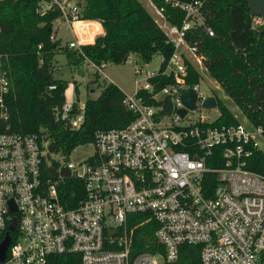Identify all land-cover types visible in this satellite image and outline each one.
I'll return each mask as SVG.
<instances>
[{
    "label": "built area",
    "instance_id": "2783aa9c",
    "mask_svg": "<svg viewBox=\"0 0 264 264\" xmlns=\"http://www.w3.org/2000/svg\"><path fill=\"white\" fill-rule=\"evenodd\" d=\"M163 1L183 12L180 25L169 24L152 4L173 50L166 59L160 55L155 70L142 69L145 63L134 54L125 57L135 77L122 104L133 118L122 127L97 130L93 152L84 160L74 165L51 158L44 133L0 132V242L6 233L9 238L0 264H47L50 256L66 253L78 255L80 264H174L182 245L198 246L199 264H264V174L250 167L253 152L264 154V121L212 124L220 115L217 105L205 108L202 101L216 97L199 92V79L187 82L189 62L203 67L188 33L200 27L213 35L201 15L207 0ZM81 5L78 0L36 2L38 14H55L50 41L60 45L65 27L69 37L61 46L78 53L103 35L99 20L82 17ZM249 25L258 31L264 17L250 16ZM83 60L91 73L106 78L102 70L108 63ZM187 88L195 91L192 109L180 99ZM8 90V72L0 61L1 118H6ZM166 96L171 110L160 114ZM83 109L79 99L64 100L52 114L74 130ZM52 160L59 162L55 177L43 171ZM62 166L83 187L70 208L57 193L68 178L59 175ZM207 174L214 178L212 188L204 182ZM134 215L142 217L140 224H153L143 250L133 245L139 225Z\"/></svg>",
    "mask_w": 264,
    "mask_h": 264
},
{
    "label": "trees",
    "instance_id": "16d2710c",
    "mask_svg": "<svg viewBox=\"0 0 264 264\" xmlns=\"http://www.w3.org/2000/svg\"><path fill=\"white\" fill-rule=\"evenodd\" d=\"M149 1L161 8L169 24L180 25V9L163 0ZM36 2L8 0L0 6V61L9 78V90L4 97L6 118L0 117V132L44 133L49 151L59 153L67 161L75 147L94 140L97 130L122 127L133 118V113L122 104L124 93L112 82L103 81L98 95L85 99L83 121L77 129L70 130L54 120L52 110L64 101L67 84L52 75L53 54L62 51L71 65L81 59L119 64L129 53L147 63L154 53L166 59L173 47L139 0H83L82 17L99 20L103 35L94 44L82 46L78 53L50 41L55 14H38ZM201 15L213 35L193 27L187 41H195L205 70L244 117L253 123L264 121V33L258 35L250 28L246 0H207ZM198 79L196 65L189 62L187 82L193 84ZM49 85L54 87L48 89ZM216 101L220 115L212 124L237 123L232 111L217 98ZM58 163L52 160L49 167L43 168L44 174L57 176ZM250 167L264 174V154L253 152ZM205 181L212 188L211 174L205 176ZM57 188L58 198L67 208L74 207L83 194L81 180L74 177L63 178ZM134 216L139 225L134 230L133 245L135 250H143L152 239L153 224H140L142 217ZM47 264H80V260L78 255L66 253L50 256ZM174 264H199L198 246H180Z\"/></svg>",
    "mask_w": 264,
    "mask_h": 264
},
{
    "label": "rangeland",
    "instance_id": "374dc122",
    "mask_svg": "<svg viewBox=\"0 0 264 264\" xmlns=\"http://www.w3.org/2000/svg\"><path fill=\"white\" fill-rule=\"evenodd\" d=\"M78 2L82 4L83 0H78ZM139 2L156 21L158 16L154 13L155 11L152 3L149 0H139ZM60 31L61 32L59 34H61V46L69 37V34L65 30V27L62 29L60 28ZM160 58L161 57L158 53H154L151 59L142 66V69H157L160 64ZM83 61L84 60L81 59L76 64L71 65L62 51H57L52 56L51 70L53 77L64 80L67 84L64 90L65 101L79 99L80 102H84L87 98H95L99 93V85L101 82H107L109 80L124 94L132 93L134 89L133 79L135 75L133 72V66L130 63L122 62L119 64H107L102 70V73L106 75V78H104L102 74L94 75L91 73L88 70V66L85 65ZM196 69L199 73V92L204 96L209 94L215 95L223 105L232 111L238 121L246 123L247 118L244 117L242 110H240V108L235 105L227 95H225L218 83H216L207 73L204 66L202 67L196 65ZM138 77L142 78V73H140ZM91 89L92 92L90 91ZM92 152L93 146L91 143L79 145L70 152L67 161L76 165L78 162L84 160ZM50 157L63 162L59 153L50 152Z\"/></svg>",
    "mask_w": 264,
    "mask_h": 264
},
{
    "label": "water",
    "instance_id": "95a60500",
    "mask_svg": "<svg viewBox=\"0 0 264 264\" xmlns=\"http://www.w3.org/2000/svg\"><path fill=\"white\" fill-rule=\"evenodd\" d=\"M246 5L248 8L249 16L260 15L264 17V0H246ZM261 33H264V26L261 27L257 32L258 35H260ZM56 44H59V42L56 41ZM180 99L186 108H189V109L194 108L195 91L191 88L184 89L180 94ZM216 105H217V102L212 95L206 96L202 101V106L205 108L215 107ZM170 110H171V105H170L168 96H166L163 100L162 110H160L159 113L169 114ZM185 111H186L185 108L177 110L180 116H183ZM59 175L62 177H68L69 170L66 167L62 166L59 168ZM12 227H13V224H10L8 229L11 230ZM8 242H9V238H8V234L6 233L2 241L0 242V261L4 257L5 249L8 245Z\"/></svg>",
    "mask_w": 264,
    "mask_h": 264
},
{
    "label": "crops",
    "instance_id": "0c3cea01",
    "mask_svg": "<svg viewBox=\"0 0 264 264\" xmlns=\"http://www.w3.org/2000/svg\"><path fill=\"white\" fill-rule=\"evenodd\" d=\"M109 82H111V81L109 80ZM90 91L92 92V89Z\"/></svg>",
    "mask_w": 264,
    "mask_h": 264
}]
</instances>
